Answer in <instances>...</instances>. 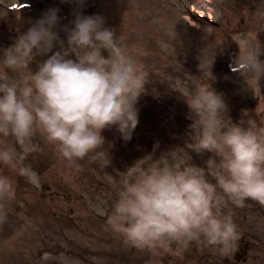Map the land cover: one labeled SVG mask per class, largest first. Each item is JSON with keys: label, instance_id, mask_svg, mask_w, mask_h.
Returning <instances> with one entry per match:
<instances>
[{"label": "clouds", "instance_id": "9594fccd", "mask_svg": "<svg viewBox=\"0 0 264 264\" xmlns=\"http://www.w3.org/2000/svg\"><path fill=\"white\" fill-rule=\"evenodd\" d=\"M59 12L48 9L0 49V68L6 70L0 75V143L14 142L0 149V164L19 163V175L31 183H38L39 175L24 161L38 130L70 163L111 166L102 133L115 128L130 142L140 122L139 101L150 85L145 67L105 17L76 12L61 29ZM247 23L256 38L238 46L230 67L244 84L264 91V43L258 38L264 19ZM217 55L215 45H208L195 57L200 77L209 82L198 83L182 98L191 121L183 146L161 150L157 141L151 152L119 171L107 224L136 249L169 252L175 246L179 252L203 240L227 257L241 239L231 207L246 201L264 207V123L247 109L233 121L224 94L213 87ZM33 63L36 70L30 68ZM192 153L212 155L199 166ZM15 197L12 181L0 172V223Z\"/></svg>", "mask_w": 264, "mask_h": 264}, {"label": "rangeland", "instance_id": "374dc122", "mask_svg": "<svg viewBox=\"0 0 264 264\" xmlns=\"http://www.w3.org/2000/svg\"><path fill=\"white\" fill-rule=\"evenodd\" d=\"M255 1L238 11L228 0H85L83 8L71 0H0V49L10 46L50 8L60 9L61 29L70 25L76 12L98 14L123 35L150 80L138 104L140 122L132 140L124 142L115 128L102 133L112 145H105L113 157L111 166L87 160L70 163L39 130L24 161L38 173V183L19 175V163L0 164V172L16 189L15 199L7 205V220L0 223V264H264V207L253 201L231 207L241 239L227 257L203 240L179 252L175 246L169 252L136 249L107 224L119 190V171L151 152L157 141L161 150H167L183 146L187 139L191 121L182 98L198 83L209 82L200 77L195 59L201 49L215 45L218 50L213 87L224 94L233 121L238 122L247 109L264 123V91L244 84L230 67L238 51L232 50L233 42L239 46L256 38L247 22L264 19V9L253 10ZM257 1L264 5V0ZM60 36L66 40L63 31ZM258 38L264 43V33ZM30 68L36 70L37 64ZM5 71L0 68V75ZM13 143H0V149ZM192 155L195 164L204 166L212 154Z\"/></svg>", "mask_w": 264, "mask_h": 264}]
</instances>
